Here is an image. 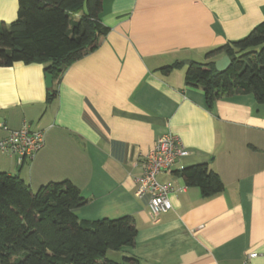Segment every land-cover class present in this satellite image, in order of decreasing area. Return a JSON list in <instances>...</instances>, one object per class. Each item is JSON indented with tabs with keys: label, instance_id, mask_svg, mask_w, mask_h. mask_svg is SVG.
Instances as JSON below:
<instances>
[{
	"label": "crops",
	"instance_id": "1",
	"mask_svg": "<svg viewBox=\"0 0 264 264\" xmlns=\"http://www.w3.org/2000/svg\"><path fill=\"white\" fill-rule=\"evenodd\" d=\"M18 15V0H0V21ZM108 28L93 50L53 78L45 64L0 66V139L28 124L44 145L22 164L0 152V171L32 190L68 180L88 202L80 219L134 217V245L108 250L123 264H264V103L252 93L206 102L185 81L191 61L245 37L264 21V0H104ZM174 66L165 72L167 66ZM171 132L188 155L158 179L170 183L172 208L155 216L136 194L142 156ZM207 163L224 189L203 196L179 171Z\"/></svg>",
	"mask_w": 264,
	"mask_h": 264
},
{
	"label": "trees",
	"instance_id": "2",
	"mask_svg": "<svg viewBox=\"0 0 264 264\" xmlns=\"http://www.w3.org/2000/svg\"><path fill=\"white\" fill-rule=\"evenodd\" d=\"M103 1L18 0L17 18L10 23L0 21V66L38 61L45 64L46 74L57 79L69 64L96 48L108 31L99 21ZM220 54L231 59L226 69L216 70L215 61H191L186 83L202 88L210 107L221 97L247 93L264 103V21L206 57ZM56 94L52 86L47 100ZM178 173L187 186L199 187L203 196L224 189L207 163L187 166ZM87 202L68 180L34 191L19 175L0 171V264H123L108 258L107 252L134 245V217L80 219L76 210Z\"/></svg>",
	"mask_w": 264,
	"mask_h": 264
},
{
	"label": "built area",
	"instance_id": "3",
	"mask_svg": "<svg viewBox=\"0 0 264 264\" xmlns=\"http://www.w3.org/2000/svg\"><path fill=\"white\" fill-rule=\"evenodd\" d=\"M44 145V132L32 130L28 124L11 131L0 139V152L16 157L22 164L26 158H32ZM188 151L181 139L171 132L160 136L153 147L142 156V173L135 179L136 194L139 197L148 195L149 209L159 216L172 208L169 194L173 190L170 183L158 179L161 172L171 170ZM257 252L248 253L240 264H251Z\"/></svg>",
	"mask_w": 264,
	"mask_h": 264
},
{
	"label": "water",
	"instance_id": "4",
	"mask_svg": "<svg viewBox=\"0 0 264 264\" xmlns=\"http://www.w3.org/2000/svg\"><path fill=\"white\" fill-rule=\"evenodd\" d=\"M230 62H231V59L228 55L222 56L221 58H219L218 60L215 61L216 70L222 71V70L226 69L229 66ZM52 83H53L52 74H47L46 75L47 86L51 87ZM16 175H18V174H16Z\"/></svg>",
	"mask_w": 264,
	"mask_h": 264
},
{
	"label": "rangeland",
	"instance_id": "5",
	"mask_svg": "<svg viewBox=\"0 0 264 264\" xmlns=\"http://www.w3.org/2000/svg\"><path fill=\"white\" fill-rule=\"evenodd\" d=\"M36 191V190H35Z\"/></svg>",
	"mask_w": 264,
	"mask_h": 264
}]
</instances>
